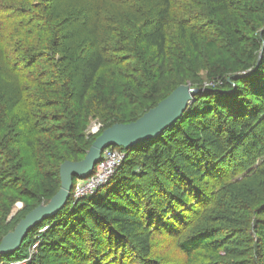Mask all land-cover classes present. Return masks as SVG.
<instances>
[{"label": "trees", "instance_id": "16d2710c", "mask_svg": "<svg viewBox=\"0 0 264 264\" xmlns=\"http://www.w3.org/2000/svg\"><path fill=\"white\" fill-rule=\"evenodd\" d=\"M29 1L23 14L0 2V242L16 203L27 205L18 220L49 203L60 166L104 130L189 82L198 93L156 139L112 147L124 161L93 195L74 200V179L61 212L0 264H176L156 250L160 236L183 264H264V0ZM120 1L128 24L104 3ZM170 27L192 61L168 58ZM220 41L229 57L205 66L202 43ZM91 113L105 125L87 138Z\"/></svg>", "mask_w": 264, "mask_h": 264}, {"label": "water", "instance_id": "95a60500", "mask_svg": "<svg viewBox=\"0 0 264 264\" xmlns=\"http://www.w3.org/2000/svg\"><path fill=\"white\" fill-rule=\"evenodd\" d=\"M197 89L189 85L180 86L169 97L159 103L155 109L144 114L138 121L129 124H116L104 130L93 142L86 157L79 162H64L60 166V191L50 203L29 212L0 244V256L14 254L20 248L29 231L51 218L67 205L73 191L74 179L84 180L90 177L100 161L102 154L111 147L129 148L146 140L156 139L175 122L181 119L187 110ZM14 213V212H13Z\"/></svg>", "mask_w": 264, "mask_h": 264}, {"label": "rangeland", "instance_id": "374dc122", "mask_svg": "<svg viewBox=\"0 0 264 264\" xmlns=\"http://www.w3.org/2000/svg\"><path fill=\"white\" fill-rule=\"evenodd\" d=\"M55 2H53L51 4V6H55L57 2H59V4L62 6L61 10L64 11L65 7L67 5H71L73 8H79V5H84L85 7L88 8V10H92V8L94 6H96L97 0H54ZM0 2H3L6 5H9L11 8H14V12L19 13V14H23V5H26V2L28 4V6L30 7L29 0H0ZM36 2V0H35ZM201 4L203 2L199 1ZM106 5H108L109 7H113L115 8L116 12L120 15V17L123 18L124 21H126L125 23L128 24V19L129 17H127L126 13L124 14V9H125V5L124 2L120 1V3H112V2H104ZM130 4V3H129ZM180 4V3H179ZM132 5V4H131ZM57 7V6H56ZM55 7V8H56ZM31 8V7H30ZM198 10V9H197ZM179 19L180 18V14L179 12L176 13L175 18L173 17V19ZM175 21V20H174ZM174 28V26H173ZM169 35H170V46H169V59H180V60H184L187 58V60L192 61L193 59V55L192 54H187L185 53L178 45L179 41H178V37L176 35V31L175 29H169ZM219 36V34L217 33V35H212L211 37H214L215 39H217ZM216 41V40H215ZM213 45V44H212ZM201 51H202V60L205 61V66H208L210 62H213V60H217L218 56L221 54V58H228L229 54H222L223 52H229L228 48H227V44L226 42L223 43L222 41L218 42V44L213 47L209 44H207V42H203L202 43V47H201ZM57 58H60V55H57ZM187 61L185 62L186 64H188L186 67H188L189 72L191 74H194V80H197V83L201 85V88L203 87H210L212 84L210 82H207L205 80V75L207 73V69L206 71H200L199 67L195 66L192 62ZM131 74V73H129ZM109 75H113L112 73H110ZM197 76V77H196ZM191 88L197 89L195 88V85L191 82H189L188 84ZM94 102L96 103V105H98V102L94 99ZM94 108V106H93ZM155 109V108H154ZM148 112L144 111V113L142 112V116L143 114H146ZM140 114V115H141ZM98 114H94L91 113L90 116H88L89 122H88V126L85 130V135L87 136V138H92L95 134H99L101 132V130L103 129L105 123L103 121H101L98 117H96ZM141 116V117H142ZM134 123V122H133ZM96 126H99V131L93 133L92 130L95 128ZM123 155L125 153L121 152ZM124 161V160H123ZM140 165V163H138ZM94 174V171L92 173V175L90 177H88L87 179L84 180H88L90 179ZM74 197V196H73ZM78 200V199H77ZM51 201V200H50ZM49 201V203H50ZM48 202H44L42 204H40L38 207L41 206H45L47 204H49ZM25 209H27V205L23 202H17L13 211L11 212V214L9 216L6 217L5 219V226L9 228V233H7V235L2 239V241L9 236L11 233H13L14 229L17 227V225L19 224V222L22 221L18 220V214H22L23 211H25ZM14 212V213H13ZM48 226H45L41 231L40 234L45 232L48 228ZM11 228H13L11 230ZM29 235V234H28ZM32 236V235H31ZM39 237V235H36V238ZM27 238V237H26ZM34 238V237H33ZM2 241L0 242V244L2 243ZM32 243L31 239H29V243L27 244L26 248H28L30 246V244ZM39 243V241L36 242V244H34L33 246L39 245L37 244ZM174 242H172V239H169L166 236H160L159 238V242L157 243V248L158 251L160 253H164V255L166 254L167 256L170 257V259H172L174 262H176V264H183V257H181L180 253L178 251H174V247L172 246ZM33 246L31 248L30 251V256L33 255V253H35Z\"/></svg>", "mask_w": 264, "mask_h": 264}, {"label": "built area", "instance_id": "2783aa9c", "mask_svg": "<svg viewBox=\"0 0 264 264\" xmlns=\"http://www.w3.org/2000/svg\"><path fill=\"white\" fill-rule=\"evenodd\" d=\"M99 131V126L95 125L92 130L93 133ZM125 155L119 150L108 148L102 156L100 161L96 164L93 176L88 180L77 179L74 189V200L93 195L99 188L107 184L109 179L114 175L116 169L124 160ZM36 246H33L34 251ZM12 264H19L14 262Z\"/></svg>", "mask_w": 264, "mask_h": 264}]
</instances>
